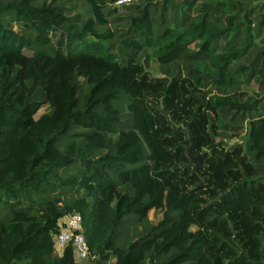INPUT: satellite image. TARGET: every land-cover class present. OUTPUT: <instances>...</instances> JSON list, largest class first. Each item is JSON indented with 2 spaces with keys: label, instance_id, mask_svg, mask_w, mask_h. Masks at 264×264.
<instances>
[{
  "label": "trees",
  "instance_id": "trees-1",
  "mask_svg": "<svg viewBox=\"0 0 264 264\" xmlns=\"http://www.w3.org/2000/svg\"><path fill=\"white\" fill-rule=\"evenodd\" d=\"M79 1L0 0V264H264V3Z\"/></svg>",
  "mask_w": 264,
  "mask_h": 264
},
{
  "label": "built area",
  "instance_id": "built-area-1",
  "mask_svg": "<svg viewBox=\"0 0 264 264\" xmlns=\"http://www.w3.org/2000/svg\"><path fill=\"white\" fill-rule=\"evenodd\" d=\"M133 0H120L117 5L123 6L131 3ZM82 217L79 214H73L65 217L60 222V233L55 237L56 248H66L72 245L77 261L88 262L90 260V248L82 234Z\"/></svg>",
  "mask_w": 264,
  "mask_h": 264
},
{
  "label": "rangeland",
  "instance_id": "rangeland-1",
  "mask_svg": "<svg viewBox=\"0 0 264 264\" xmlns=\"http://www.w3.org/2000/svg\"><path fill=\"white\" fill-rule=\"evenodd\" d=\"M54 0H48V2H53ZM254 1V4L255 5H257V4H260V5H262L263 3H264V0H253ZM85 0H80L79 2H77L76 3V7H73V8H75V11L76 12H80V13H82L83 14V12H85V10L87 9V4L85 5ZM124 6V5H123ZM123 6H120V8L118 9L119 10V16H121L122 18L124 17V11H125V8L123 7ZM109 27H111V28H114L115 29V27H117L116 25H110ZM146 71H148L152 76H154V77H162L161 76V73H160V71H159V66H158V64L155 62V61H150V64H149V67H148V70H146ZM245 92H247V93H249L250 95H253V94H255V92L257 93L258 92V89H257V86H255L254 84L251 86V88H248V89H245ZM260 98V97H259ZM260 99H262V100H264V97H262V98H260ZM47 112H49V108L47 107V108H44V109H42V111L40 112V114L39 115H43L44 113H47ZM248 126H249V124L246 122L245 123V125H244V129H243V131L241 132V136H239V137H236V138H229L228 136H230V134L228 135V136H226V140H227V142L228 143H230L231 145H232V143H234V144H242L243 145V143H244V141H245V136H246V134H247V130H248ZM231 137V136H230ZM233 144V145H234ZM161 218V215L159 214V213H151L150 214V224H157L158 223V221H159V219ZM137 226L136 225H130V228L133 230L134 228H136ZM138 228V231H140L141 230V228L140 227H137ZM131 237L133 238L134 237V232L132 231L131 233ZM58 248H56V250H57ZM62 250H63V248H61V250H60V253H62ZM58 251V250H57ZM58 253H59V251H58Z\"/></svg>",
  "mask_w": 264,
  "mask_h": 264
},
{
  "label": "water",
  "instance_id": "water-1",
  "mask_svg": "<svg viewBox=\"0 0 264 264\" xmlns=\"http://www.w3.org/2000/svg\"><path fill=\"white\" fill-rule=\"evenodd\" d=\"M234 143H232V145H233ZM189 155L191 156V151L189 150ZM206 156V155H205ZM203 159H204V156L203 157H192V160L194 161V162H198L199 164H202L203 163Z\"/></svg>",
  "mask_w": 264,
  "mask_h": 264
},
{
  "label": "crops",
  "instance_id": "crops-1",
  "mask_svg": "<svg viewBox=\"0 0 264 264\" xmlns=\"http://www.w3.org/2000/svg\"><path fill=\"white\" fill-rule=\"evenodd\" d=\"M57 250L59 251V253H58ZM57 250H56L57 255H58V256H62L63 250H62V253H60L61 248H58Z\"/></svg>",
  "mask_w": 264,
  "mask_h": 264
}]
</instances>
